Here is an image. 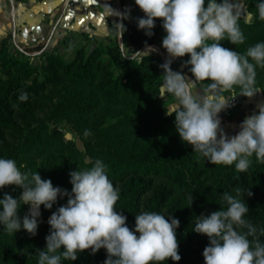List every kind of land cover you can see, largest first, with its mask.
Returning a JSON list of instances; mask_svg holds the SVG:
<instances>
[{
	"label": "clouds",
	"instance_id": "1",
	"mask_svg": "<svg viewBox=\"0 0 264 264\" xmlns=\"http://www.w3.org/2000/svg\"><path fill=\"white\" fill-rule=\"evenodd\" d=\"M134 2L144 13L135 18L138 29L151 37L155 20L160 19L166 33L161 46L168 56L158 65L163 70L160 90L174 98L171 105L164 106L165 114H174L181 142L191 145L192 152L208 163L234 164L238 172L248 170L253 155L264 163V102L256 106L258 112L246 116L236 126L239 130L234 135L224 132L218 115L237 96L228 99L223 93L231 92L235 86L240 89L239 95L249 98L260 91L255 87L256 67L264 68V42L250 46L244 54L220 44L224 39L232 44L245 40L238 23L240 0H207L206 5L205 0ZM102 7L106 18H118L111 26L122 41L126 31L123 21L130 18V8L117 10L108 0H104ZM255 7L258 18L264 21V0H259ZM156 51L146 44L143 50L133 51L134 55L123 59L142 63ZM186 54L190 58L183 63L185 67L190 65L191 77L170 67L174 58ZM204 81L210 83L202 91L200 85ZM18 98L26 101L27 94L21 93ZM89 135L86 131L85 136ZM25 167L11 158H0V189L10 185L22 189L16 198L8 193L0 198V225L9 235L23 229L35 236L41 205L51 209L58 197H67L66 204L52 212L47 221L49 233L45 236V248L36 252L38 264L73 261L79 252L90 250V254H95L101 248L107 253L103 264H160L169 258L181 259L175 231L179 220L170 214L166 219L163 214L145 211L135 215L134 230H130L127 217L116 211L119 189L110 181L107 165L101 159H96L90 168L69 173L70 192L54 187L50 179H42L36 171L22 172ZM245 194L252 195L248 189L240 188L235 189V195L225 192L222 200L226 209L197 217L192 230L206 235L209 241L202 252L204 264H264V243L259 238L264 235V228L259 229L258 235L257 227L244 218L249 211L242 199ZM188 199L191 204V194ZM22 204L29 207L20 217L18 209Z\"/></svg>",
	"mask_w": 264,
	"mask_h": 264
},
{
	"label": "trees",
	"instance_id": "2",
	"mask_svg": "<svg viewBox=\"0 0 264 264\" xmlns=\"http://www.w3.org/2000/svg\"><path fill=\"white\" fill-rule=\"evenodd\" d=\"M251 1V7L253 3L259 2ZM253 14L254 21L243 24L253 31L249 39L239 45L230 43L228 49L244 54L250 46L264 42V26L259 23L258 12ZM143 16L140 10L137 17ZM161 25V20L156 19L152 30L154 34L148 37L137 28L135 19L125 24L126 31L122 38L127 40L133 51H137L155 42L156 36L163 30ZM124 56L117 43L97 45L89 52L81 46L69 62L56 53H50L45 64L34 67L26 64L23 69H16L8 78L0 80V158L14 159L19 151L29 147L38 131L58 112L94 102L92 97L79 98L74 94H63L51 101L49 111L42 116L39 113V99L48 85L58 84L68 77L75 86H88L100 78L99 86L106 89L103 98L107 101L115 100L121 88L130 92L134 78L131 68H142L149 57L139 63L123 59ZM160 71L152 70L149 75H160L163 70ZM259 74L260 71L256 70V77ZM159 81H163V74ZM21 93L27 94L26 101L19 100ZM167 104L168 101L155 95L143 109V114L152 106L159 105L162 117V109ZM144 120L146 128L158 133L167 132L164 122L156 117ZM116 125L103 123L93 137L84 138L83 141L89 152H98L107 165L108 177L114 187L119 189L116 211L127 217L126 225L130 230H134L135 215L145 211L163 214L166 219L170 214L179 220L175 231L181 259L173 261L169 258L160 264H204L202 252L209 241L206 235L192 230L194 223L202 213L208 215L220 208L226 209L222 194L227 192L235 195L236 188L248 189L252 193L251 196L245 194L242 197L249 209L244 218L257 227L259 235V229L264 228V163L258 162L254 155L250 158L252 162L248 170L238 172L234 164L212 165L205 161L199 154L192 152L191 145L181 142L176 130L172 138L140 144L130 140L127 133L117 131ZM189 194L193 197L191 204ZM52 211L44 210L42 220H39L44 237L49 233L50 226L43 219H47ZM259 238L264 243V235ZM106 257L104 248L95 254L84 250L77 254L76 260H62L61 264H103ZM27 258L38 263V255L33 250Z\"/></svg>",
	"mask_w": 264,
	"mask_h": 264
},
{
	"label": "rangeland",
	"instance_id": "3",
	"mask_svg": "<svg viewBox=\"0 0 264 264\" xmlns=\"http://www.w3.org/2000/svg\"><path fill=\"white\" fill-rule=\"evenodd\" d=\"M119 5L118 9L124 11L130 8V18L124 20V24H130L135 21L139 14V7L135 5L134 0H116ZM219 3L220 0H217ZM242 8L240 9L239 26L244 34L245 40L251 36V29L245 28L243 24H250L254 21V12L256 9V2L250 6L251 0H240ZM207 0H205V5ZM249 13L252 18L249 19ZM116 21V20H115ZM259 23L264 26V21L259 19ZM166 35L162 30L155 38V42L150 45L155 49L158 44L162 43L163 36ZM80 40L75 41L73 35H67L60 39L53 41L47 48L42 49H28L21 47L12 38H5L0 41V80L8 78L16 69H23L26 64L34 67L40 66L47 62V55L50 53L58 54L65 62H69L74 58L75 51L84 46L86 52H89L97 45H107L117 43L121 47L124 55H134L132 47L127 40L110 32L108 43H100L97 40L87 36L86 34L79 35ZM244 40V41H245ZM123 44H122V43ZM221 46L227 48L230 42L227 39L220 41ZM239 45V44H237ZM145 47L138 50H143ZM137 50V51H138ZM149 57V58H148ZM142 68H131L134 73L132 80V88L130 92H126L122 88L116 94V99L107 101L103 98L106 91L101 88L100 78H97L92 85L75 86L70 83L68 77H65L60 83L48 85L39 99V113L44 116L51 107V101H55L63 94H74L79 98L92 97L94 102L90 104L80 105L78 108L69 109L58 112L56 116L47 122L46 126L38 131L37 137L32 141L29 147L18 152L13 159L20 164L26 165L21 169L22 172L32 171L38 172L42 179H50L53 186L60 187L71 191L69 173L73 170H83L90 168L96 159H101L102 156L98 152H89L85 146L83 139L94 136L97 128L103 123H112L116 125L117 131L125 132L130 140L143 144L145 141L160 140L172 138L175 130L174 115H166L165 107H168L174 102V98L168 94H164L160 90L162 82L161 68L159 64L163 63L165 57L156 52L150 53ZM190 57L186 54L184 57H177L172 62L170 67L173 71L181 68L184 73L191 77L189 72L190 65L185 67L184 61ZM153 71H160V75H149ZM256 70L260 74L256 77V88H264V68L259 66ZM210 81H204L202 84L206 85ZM240 89L235 88L231 92H225L226 97L230 94L239 96L240 103L231 116L223 119H230L237 112L240 105L243 103L245 96L239 95ZM168 101V104L162 109V117H160V106H152L151 109L143 114V109L151 102L154 96ZM162 96V97H161ZM164 122L167 132H156L145 127L144 118H152ZM91 133L85 136V132ZM22 189L17 186L10 185L0 189V198H3L4 193L12 195L14 198L18 197ZM67 197H58L51 210L56 211L55 206L58 204H66ZM169 202H167V207ZM24 206L26 208H24ZM28 205H21L18 209V215L23 217L25 210L27 212ZM168 209V208H167ZM47 210L41 205V215L38 220H42L43 211ZM51 212V213H52ZM47 219H43L47 222ZM45 237L42 236L40 224L38 223L37 233L35 236L29 235L25 230L20 229L13 235H9L3 230V225H0V264H38L36 261L28 259L33 251L43 250L45 248Z\"/></svg>",
	"mask_w": 264,
	"mask_h": 264
},
{
	"label": "crops",
	"instance_id": "4",
	"mask_svg": "<svg viewBox=\"0 0 264 264\" xmlns=\"http://www.w3.org/2000/svg\"><path fill=\"white\" fill-rule=\"evenodd\" d=\"M103 3L104 0H0V41L9 37L19 46L35 50L47 48L55 39L67 35L79 41V35L86 34L100 43H108L111 25L118 18H106ZM108 3L120 10L116 0ZM161 44L156 48L166 58L168 54ZM176 71L188 76L181 68ZM200 87L203 91L207 86ZM258 89L253 97H245L233 117L220 118L226 134L234 135L239 130L236 126L246 116L258 112L256 106L264 102V88Z\"/></svg>",
	"mask_w": 264,
	"mask_h": 264
},
{
	"label": "built area",
	"instance_id": "5",
	"mask_svg": "<svg viewBox=\"0 0 264 264\" xmlns=\"http://www.w3.org/2000/svg\"><path fill=\"white\" fill-rule=\"evenodd\" d=\"M234 96H236V95H235V94H230V95H228L226 98L231 99V98L234 97ZM239 103H240V98H239V96H236V97L234 98V100L230 102L231 106H230L228 109L223 110V111H221V112L218 114L219 117H220V118H226V117H228V116H231L232 113L234 112V110H236V108H237V106L239 105Z\"/></svg>",
	"mask_w": 264,
	"mask_h": 264
}]
</instances>
